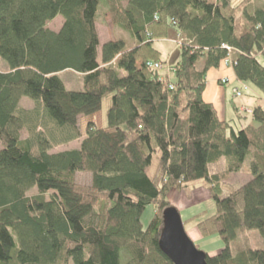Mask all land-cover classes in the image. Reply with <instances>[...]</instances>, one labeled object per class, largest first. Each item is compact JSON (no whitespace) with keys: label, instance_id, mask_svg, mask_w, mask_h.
Returning a JSON list of instances; mask_svg holds the SVG:
<instances>
[{"label":"trees","instance_id":"obj_1","mask_svg":"<svg viewBox=\"0 0 264 264\" xmlns=\"http://www.w3.org/2000/svg\"><path fill=\"white\" fill-rule=\"evenodd\" d=\"M117 1L0 0L7 66L0 71V264H172L158 248L162 213L171 207L165 199L198 182L215 207L199 232L223 243L206 263L264 264V248L230 249L243 231L264 242V105L252 110L255 127L236 130L202 99L207 72L230 57L236 80L264 101V9L245 12L240 24L232 0H126L123 8ZM105 2L134 47L116 39L100 48L96 22ZM57 17L54 32L47 24ZM168 28L181 46L171 79L153 48ZM68 71L81 75L79 90L65 88L59 75ZM22 98L31 110L20 107ZM106 98L99 125L93 119ZM77 140L76 150L50 153ZM221 160L224 171L210 174ZM245 163L250 179L225 185ZM77 173L91 175L90 189L75 184ZM33 188L37 195L27 197ZM97 196L108 203L100 213ZM150 205L157 215L144 230Z\"/></svg>","mask_w":264,"mask_h":264},{"label":"rangeland","instance_id":"obj_2","mask_svg":"<svg viewBox=\"0 0 264 264\" xmlns=\"http://www.w3.org/2000/svg\"><path fill=\"white\" fill-rule=\"evenodd\" d=\"M117 3L120 7H126V0H118ZM109 4L106 2L100 6L98 19H97V34L98 37L100 36L101 40L106 39L110 34L113 36H119L123 38L126 43L127 47L132 46V38L130 37L128 32L123 31L120 27L116 26L112 18L110 20L109 15L106 14L108 10ZM232 6L235 9V17L238 23L243 24V14L246 12L247 14H252L257 9H264V0H232ZM106 21V24H105ZM113 23V24H112ZM62 25V18L57 17L54 21L47 24V28L51 31L57 32ZM112 29V30H111ZM261 64H264V60L260 59ZM7 66L6 64L0 59V71H6ZM164 71V70H163ZM60 79L63 80L66 84L67 88H71L73 90H79L82 86V77L79 74L74 72L68 71L60 76ZM230 85V84H229ZM250 86V85H249ZM252 87V86H250ZM254 92L257 94L258 98L256 97V102H259L264 105V101L262 99L261 94L254 89ZM254 98V97H253ZM108 102L109 98L104 99L101 113L95 117L97 124L103 125L106 122V113L108 110ZM20 107L25 110H31L33 108V102L27 98H22L20 101ZM86 120L80 119L79 125L84 127ZM27 138V133L25 131L21 132V140ZM80 144V140L73 141L66 145H61L58 147L53 148L50 153H59L63 151L72 150L78 148ZM1 150V144H0ZM153 167L149 171V175L152 177L155 175L157 162L154 158L153 160ZM225 169V162L222 160L215 165L209 166V172L211 174H218L223 172ZM249 177L248 174V164L245 163L243 166L242 171L238 175H230L227 180L224 182L225 185L228 187L231 186L233 188H238L242 186L243 182H245ZM75 184L82 188L83 190L90 189L91 186V175L89 173H77L74 177ZM204 184V182H198L195 184H188L183 186L180 190H172L170 191L165 201L169 204V206L173 207L174 205L181 206V210L179 209V214L181 217L182 222H185L184 230L190 240L193 242L194 246L201 252L205 254H216L223 248V243L221 240L216 236H210L204 238L201 233L199 232L198 225L203 221H208L215 212L214 203L211 198H208L202 190H198L195 194V197L191 196L192 191L199 189L198 184ZM207 187V186H206ZM228 188H224V194L228 193ZM208 190V188H207ZM37 192L36 189L33 188L26 193L27 197L36 196ZM97 200L94 204V209L96 212L100 213L103 211L108 203L103 196H97ZM49 199V195L45 196V200ZM179 203V204H178ZM157 215L156 208L154 206H147L141 216V225L144 230L148 228L152 219ZM203 240L201 242V240ZM264 248V242L261 240L257 231H250V232H240L237 234L236 240L231 244L230 249L233 255L237 254L240 251L245 250H261Z\"/></svg>","mask_w":264,"mask_h":264},{"label":"crops","instance_id":"obj_3","mask_svg":"<svg viewBox=\"0 0 264 264\" xmlns=\"http://www.w3.org/2000/svg\"><path fill=\"white\" fill-rule=\"evenodd\" d=\"M109 18L111 20L110 15H109ZM105 24H106V21H105ZM97 29L98 28H97V23H96V30ZM116 39L124 40L123 38L119 36H113V34L112 35L110 34L104 40H101L99 36L100 48L102 47L103 44L114 41ZM132 46L134 47V43H132ZM100 48H99V51H100ZM153 48L160 54V59L163 62H165V68H164L163 74H166L167 77L171 79L172 78L171 71L175 67V65L179 62L180 55H181L180 39L178 37L176 30L174 28H168L166 32V37L162 40H158L154 42ZM64 73H61L59 77ZM224 78H227L230 80V85L221 86L219 84V81ZM63 84L67 90H73L71 88L70 89L67 88L64 81H63ZM239 84L240 83L236 81L233 70L221 64L219 68L210 69L207 72L206 85H205V89L202 94L203 101L206 104H210L213 106L218 120L229 122L233 126V128L236 130L244 128L248 125H251L254 127L256 126L252 121L251 115H252V110L259 103V102H256L255 100V98L256 97L258 98V96L254 92V88L250 87L251 85L249 86V84L247 83L245 84L247 88L249 89V91L245 92L244 96H242L241 98H234L232 94V89L234 87L235 88L239 87ZM78 148H75L72 150H76ZM238 174H235V175H238ZM249 179H250V176L243 183H246ZM198 186H199L198 187L199 189L192 191L191 196L195 197V194L198 192V190H202V192L205 193V195L207 196L208 190H207L206 185L200 183L198 184ZM208 198H210V196H208ZM173 208H175L177 211H179V209L181 210V206L174 205ZM202 241L203 240H201V242ZM207 255L212 256L214 254H207Z\"/></svg>","mask_w":264,"mask_h":264},{"label":"water","instance_id":"obj_4","mask_svg":"<svg viewBox=\"0 0 264 264\" xmlns=\"http://www.w3.org/2000/svg\"><path fill=\"white\" fill-rule=\"evenodd\" d=\"M158 248L172 264H207L206 254L199 251L189 239L181 217L173 207L162 213Z\"/></svg>","mask_w":264,"mask_h":264},{"label":"built area","instance_id":"obj_5","mask_svg":"<svg viewBox=\"0 0 264 264\" xmlns=\"http://www.w3.org/2000/svg\"><path fill=\"white\" fill-rule=\"evenodd\" d=\"M229 51V49H228ZM225 67H229L232 69V62L230 60V57H227L223 63H222ZM146 67L149 68V69H152V70H157V71H161L163 69V66L161 65V63H158V62H148L146 64ZM237 81V80H236ZM240 83L239 84V87H234L232 89V94L234 96V98H241L242 96H244L245 92L249 91V89L247 88L246 84L243 83V82H238ZM219 84L221 86H227L230 84V80L227 79V78H224V79H221L219 81Z\"/></svg>","mask_w":264,"mask_h":264}]
</instances>
